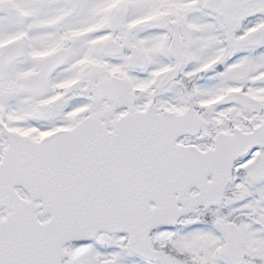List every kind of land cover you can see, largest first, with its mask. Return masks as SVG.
I'll return each mask as SVG.
<instances>
[{"label": "snow or ice", "instance_id": "1", "mask_svg": "<svg viewBox=\"0 0 264 264\" xmlns=\"http://www.w3.org/2000/svg\"><path fill=\"white\" fill-rule=\"evenodd\" d=\"M0 264H264V0H0Z\"/></svg>", "mask_w": 264, "mask_h": 264}]
</instances>
